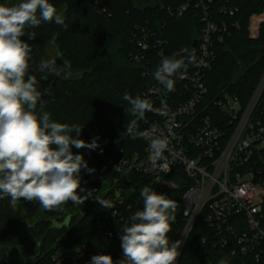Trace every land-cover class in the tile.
I'll list each match as a JSON object with an SVG mask.
<instances>
[{
	"label": "trees",
	"instance_id": "obj_1",
	"mask_svg": "<svg viewBox=\"0 0 264 264\" xmlns=\"http://www.w3.org/2000/svg\"><path fill=\"white\" fill-rule=\"evenodd\" d=\"M185 1L50 0L67 27L42 22L37 28L26 29L35 33L34 39L21 37L32 47L28 74L35 75L38 81L45 110L57 122L79 125L83 128L79 138L89 143L97 138L99 147L72 149L95 169L92 174L81 172V187L85 189L81 195L92 191L83 205L68 202L61 209L48 211L36 201L21 199L13 207L10 198L0 200V264H23L11 260L4 251L34 241L38 252L28 264H55L53 254L58 251L67 255L72 264H89L91 257L99 254L110 255L114 264L120 260L123 252L118 230L104 219V208L96 201L102 192V182L96 181V176L106 156L144 149V139H133L126 129L137 120L135 130L143 131L146 113L143 119L134 116L129 111L131 105L123 99L124 93L152 102L147 91L163 57L180 53L177 58H185V68L173 77V95L181 86L179 74L191 69L187 53L182 50L196 53L194 41L202 30L198 9L192 5L183 12L170 14L168 10ZM226 4L235 7L236 12L221 13L220 6ZM212 8L215 20L227 29L219 33L222 39L214 44L216 60L205 77L206 101L228 92L246 104L264 75V0H214ZM141 26L155 35L145 62L131 56L137 49L134 33ZM157 39L164 43L154 48ZM52 48L58 55L56 66L59 61L62 67L59 76L45 74L38 67L42 60L48 61ZM160 49H164L163 55L159 54ZM147 70L149 75H145ZM106 229H111L114 236ZM204 234L206 230L197 225L196 237L188 240L181 264H207L211 260L224 264L217 257L221 253L213 246L212 232L208 230L210 241L206 244L201 243ZM240 260L230 262L241 264ZM246 260V264H264Z\"/></svg>",
	"mask_w": 264,
	"mask_h": 264
},
{
	"label": "built area",
	"instance_id": "obj_2",
	"mask_svg": "<svg viewBox=\"0 0 264 264\" xmlns=\"http://www.w3.org/2000/svg\"><path fill=\"white\" fill-rule=\"evenodd\" d=\"M213 4L214 0H186L168 8L173 14L195 5L202 22L195 45L196 64L179 74L178 94L168 92L155 78L147 91L154 109L167 105L168 115L146 112L144 130L155 127L156 135L167 137L168 148L155 163L149 160L145 139L143 151L106 156L96 176L102 182L99 198L114 204L103 209V217L111 227L116 226L120 245L123 226L135 211L143 209L140 191L148 186L177 203L168 233L170 244L181 243L176 264H181L188 240L196 237L197 225L206 230L202 244L210 241L208 230L212 232L213 246L221 253L217 257L224 264H232L233 259L246 264V258L259 263L264 261V75L246 104L228 92L206 101L205 77L216 60L214 44L227 29L215 20ZM236 10L227 4L219 8L231 15ZM154 37L147 27H138L134 33L137 49L131 56L145 62ZM163 43L155 40L154 48ZM106 230L114 236L111 229ZM53 260L72 264L60 251L53 254Z\"/></svg>",
	"mask_w": 264,
	"mask_h": 264
},
{
	"label": "clouds",
	"instance_id": "obj_3",
	"mask_svg": "<svg viewBox=\"0 0 264 264\" xmlns=\"http://www.w3.org/2000/svg\"><path fill=\"white\" fill-rule=\"evenodd\" d=\"M42 22H55L65 28L63 16L50 0H18L8 5L0 3V200L10 198L13 207L21 199L39 202L44 210L61 209L71 202L83 205L92 191L81 187V172H95L88 166L82 154L72 149L95 150L97 138L86 142L80 139L83 128L79 125L57 122L41 102L35 75H29L32 47L21 37L35 38L34 32ZM187 53L189 63L196 64L195 50ZM163 57L154 72V78L168 92L175 90L174 76L185 68L184 57ZM43 73L60 75L55 60L41 61L38 65ZM123 99L131 107L129 111L139 119L146 112L168 115L167 105L154 109L152 102L137 95L124 93ZM133 138L149 141V160L155 163L163 159L168 148L167 137L156 135V128L135 130V122L127 127ZM102 151V149H101ZM119 196V193L116 194ZM143 209L137 210L130 223L123 226L120 235L123 258L116 264H176L180 242L170 244L168 233L175 221L177 203L145 186L140 191ZM102 208L114 207L112 201L97 198ZM89 264H114L110 255H93Z\"/></svg>",
	"mask_w": 264,
	"mask_h": 264
},
{
	"label": "rangeland",
	"instance_id": "obj_4",
	"mask_svg": "<svg viewBox=\"0 0 264 264\" xmlns=\"http://www.w3.org/2000/svg\"><path fill=\"white\" fill-rule=\"evenodd\" d=\"M18 0H6V4L11 5L14 3H17ZM57 53L55 51L54 48L51 49V52H49L48 56H47V60H51L52 57H54L53 60H55V58L57 57ZM62 68V67H61ZM37 241L34 242H29L28 244H26L23 247H12L9 249H5L4 254L7 256H9V258L11 260L17 261V262H21L23 264H28V262L30 260H32L33 258H35L36 253L38 252V245H37ZM0 248V252H1ZM28 261V262H27Z\"/></svg>",
	"mask_w": 264,
	"mask_h": 264
},
{
	"label": "water",
	"instance_id": "obj_5",
	"mask_svg": "<svg viewBox=\"0 0 264 264\" xmlns=\"http://www.w3.org/2000/svg\"><path fill=\"white\" fill-rule=\"evenodd\" d=\"M197 44V40L194 41V46ZM61 64L58 65V67H60Z\"/></svg>",
	"mask_w": 264,
	"mask_h": 264
},
{
	"label": "flooded vegetation",
	"instance_id": "obj_6",
	"mask_svg": "<svg viewBox=\"0 0 264 264\" xmlns=\"http://www.w3.org/2000/svg\"><path fill=\"white\" fill-rule=\"evenodd\" d=\"M58 62V65L60 64V62L59 61H57ZM58 65L56 66L58 69H59V71H61V68L60 67H58Z\"/></svg>",
	"mask_w": 264,
	"mask_h": 264
}]
</instances>
